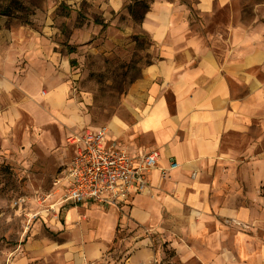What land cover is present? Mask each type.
I'll use <instances>...</instances> for the list:
<instances>
[{
	"label": "crops",
	"instance_id": "obj_1",
	"mask_svg": "<svg viewBox=\"0 0 264 264\" xmlns=\"http://www.w3.org/2000/svg\"><path fill=\"white\" fill-rule=\"evenodd\" d=\"M62 1L116 12L127 2ZM142 28L159 58L131 86L133 123L115 117L107 127L110 145L133 155L160 152L150 188L121 210L67 203L69 217L96 218L85 236H98L101 247L123 233L113 252L123 253L118 264H135V223L205 237L214 264H264V0H153ZM59 31L50 18L33 25L0 20L3 139L27 142L33 129L56 123L73 131L68 137L99 128L70 98L75 77ZM68 152L70 160L75 147ZM59 183L65 193L62 174ZM237 252L254 257L240 261Z\"/></svg>",
	"mask_w": 264,
	"mask_h": 264
},
{
	"label": "rangeland",
	"instance_id": "obj_2",
	"mask_svg": "<svg viewBox=\"0 0 264 264\" xmlns=\"http://www.w3.org/2000/svg\"><path fill=\"white\" fill-rule=\"evenodd\" d=\"M152 1L127 0L123 10L116 12L85 1L70 8L62 0H0L4 7L12 5L11 13L0 20L33 25L37 17L50 18L53 27L60 26L59 44L71 55L75 79L70 98L88 125L108 126L115 117L132 124L131 86L159 58L153 40L142 28ZM62 132V139H57ZM71 132L56 123L48 129H33L27 142L15 144L12 137H0V264L120 261L121 249L113 252L123 233L117 230L114 245L101 247L98 236H85L96 218L88 213L69 217L59 180L69 160ZM121 140L128 142L127 136ZM93 206L109 210L100 205L82 207ZM260 238L264 241V234ZM147 239V247L137 246L139 240ZM204 241L205 237L192 234L155 233L135 223V264H214ZM236 254L240 261L254 257V253L246 258Z\"/></svg>",
	"mask_w": 264,
	"mask_h": 264
},
{
	"label": "built area",
	"instance_id": "obj_3",
	"mask_svg": "<svg viewBox=\"0 0 264 264\" xmlns=\"http://www.w3.org/2000/svg\"><path fill=\"white\" fill-rule=\"evenodd\" d=\"M108 137L107 126L68 137V145L75 147V155L62 171L66 203L98 204L121 210L150 188V174L158 165L160 152L152 150L133 155L110 145ZM171 167H176L174 160Z\"/></svg>",
	"mask_w": 264,
	"mask_h": 264
},
{
	"label": "trees",
	"instance_id": "obj_4",
	"mask_svg": "<svg viewBox=\"0 0 264 264\" xmlns=\"http://www.w3.org/2000/svg\"><path fill=\"white\" fill-rule=\"evenodd\" d=\"M12 5L3 6L0 4V16H8L11 13Z\"/></svg>",
	"mask_w": 264,
	"mask_h": 264
}]
</instances>
